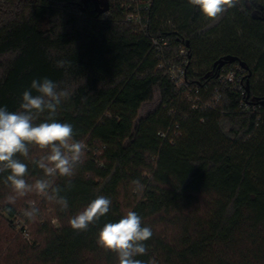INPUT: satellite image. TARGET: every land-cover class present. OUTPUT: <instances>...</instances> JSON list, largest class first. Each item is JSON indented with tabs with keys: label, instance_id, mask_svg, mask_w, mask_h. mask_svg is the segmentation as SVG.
Here are the masks:
<instances>
[{
	"label": "trees",
	"instance_id": "1",
	"mask_svg": "<svg viewBox=\"0 0 264 264\" xmlns=\"http://www.w3.org/2000/svg\"><path fill=\"white\" fill-rule=\"evenodd\" d=\"M146 17L143 34L124 21L117 4L97 14L84 0L0 1V107L19 110L31 82L48 78L71 92L54 118L70 123L74 139L86 145L71 189L69 178H55L68 201L66 210L53 202L57 227L43 220L28 244L20 240L24 226L17 229L16 210L0 208L17 234V252L11 257V248L5 250L4 264H118L117 254L96 239L105 223L129 210L153 231L147 254L136 257L145 264H264V0H241L218 21L188 0H150ZM148 36L170 39L166 53L173 62L183 43L188 82L204 98L219 87L220 104L191 109L157 68ZM226 57L238 61L222 67L242 62L248 68L245 96L216 82L221 67L215 64ZM156 91L157 107L138 117ZM244 99L248 108L239 107ZM19 158L28 166L26 180L43 176ZM7 174H0V199ZM100 195L111 199L109 212L88 230H73L70 219ZM162 215L179 225L170 240L157 232ZM19 221L33 224L24 215Z\"/></svg>",
	"mask_w": 264,
	"mask_h": 264
},
{
	"label": "clouds",
	"instance_id": "2",
	"mask_svg": "<svg viewBox=\"0 0 264 264\" xmlns=\"http://www.w3.org/2000/svg\"><path fill=\"white\" fill-rule=\"evenodd\" d=\"M241 0H188L192 6L198 7L201 14L210 21H218L224 13L235 8ZM62 63V62H60ZM31 90H35L36 95ZM31 90L22 95L19 110L9 111L0 107V174L7 172L4 183L11 189L8 197L10 203L30 193L53 201L61 207L68 208L67 199L60 195L65 189L54 185L55 178H69L66 189L70 190L71 178L79 165L83 163L86 145L74 139L73 126L70 123L58 122V107L68 100L71 92L48 79L33 80ZM47 113L44 122L36 123L38 118ZM30 147L42 152L38 158L30 156ZM19 157L29 160L43 171V176L29 183L28 166ZM136 190L143 185L133 180ZM111 199L100 195L93 199L83 210L74 215L69 224L77 232L88 230L110 210ZM39 212L34 205L25 209L23 215L34 220ZM153 231L142 226V218L129 210L117 222H107L100 228L96 242L106 251L117 254L118 264H145L136 257L147 254L146 241L151 239ZM148 264H156L151 260Z\"/></svg>",
	"mask_w": 264,
	"mask_h": 264
},
{
	"label": "built area",
	"instance_id": "3",
	"mask_svg": "<svg viewBox=\"0 0 264 264\" xmlns=\"http://www.w3.org/2000/svg\"><path fill=\"white\" fill-rule=\"evenodd\" d=\"M109 4H117L122 10L124 21L134 26L136 31L147 34V12L150 7V0H108ZM155 50L157 57L160 59L157 68L162 70L168 79L172 82L177 90H180L186 101L193 110H212L216 108L222 100V92L219 87H215L211 95L204 98V94L199 87L192 86L186 78V66L188 64V52L186 46L180 43L177 48V60L173 62L167 57L166 49L170 46V39L166 37L148 36ZM230 65V64H228ZM243 69L240 65L232 67H221L216 75L218 86H225L231 91L239 92L241 96H245L242 85ZM250 104H246L241 100L239 107L248 108ZM251 111L256 110V105L251 104ZM175 134H179L178 126H175ZM161 137H166V132H160Z\"/></svg>",
	"mask_w": 264,
	"mask_h": 264
},
{
	"label": "rangeland",
	"instance_id": "4",
	"mask_svg": "<svg viewBox=\"0 0 264 264\" xmlns=\"http://www.w3.org/2000/svg\"><path fill=\"white\" fill-rule=\"evenodd\" d=\"M159 103V94L158 92H154L153 99L150 102L144 103L139 111H138V117H142L148 112L153 111ZM32 155L35 157H39V155H42L43 153L40 152V150L33 148ZM36 178H29L27 181L29 183H34ZM2 197L0 199V208L4 205H10L12 206L17 214L19 215L16 220V224H18V227L24 226V233L20 234L22 237L20 240H24L26 243L30 244L32 242L33 238H38L36 235V226L37 224H40L43 220L49 221L50 224L57 227L59 225L58 220L55 218L54 214V204L53 201H49L46 198L39 196L35 193H30L25 197L17 198L14 203H10L8 200V197L12 195V191L10 188L4 189L2 191ZM202 203V202H201ZM203 204V203H202ZM34 205L37 209H39L37 217L33 220V224H31V227L29 229V225L22 223V221H19L22 219V215L25 209H28L30 206ZM172 216H166L162 215L159 217V221L157 224V232L160 234H163L167 236V239L170 240L173 236L178 234L179 231V225L174 224L171 222ZM7 219L5 215L0 210V258L5 263L6 262V255L5 250H8V248H11L10 256H15L17 252L16 244L12 241L14 236L17 234L15 232H10L7 228ZM17 232V231H16ZM7 241V242H5ZM2 261H0V264H4Z\"/></svg>",
	"mask_w": 264,
	"mask_h": 264
},
{
	"label": "water",
	"instance_id": "5",
	"mask_svg": "<svg viewBox=\"0 0 264 264\" xmlns=\"http://www.w3.org/2000/svg\"><path fill=\"white\" fill-rule=\"evenodd\" d=\"M88 2H91L94 5L95 12L97 14L106 13L108 11V9H109L108 0H84L85 4L88 3ZM237 61L238 60L235 57H226V58L220 60L219 62H217L215 65H218L217 67L220 68L226 63L231 64V63H234V62H237ZM238 63L243 69H245V70L248 69L242 62H238ZM242 85L244 86L243 80H242ZM247 90H248V88H247ZM245 93H246V91H245V88H244V94ZM244 101H245L246 104H249V103L246 102L245 99H244ZM260 104L264 105V100H261Z\"/></svg>",
	"mask_w": 264,
	"mask_h": 264
},
{
	"label": "crops",
	"instance_id": "6",
	"mask_svg": "<svg viewBox=\"0 0 264 264\" xmlns=\"http://www.w3.org/2000/svg\"><path fill=\"white\" fill-rule=\"evenodd\" d=\"M0 1H2V0H0Z\"/></svg>",
	"mask_w": 264,
	"mask_h": 264
}]
</instances>
